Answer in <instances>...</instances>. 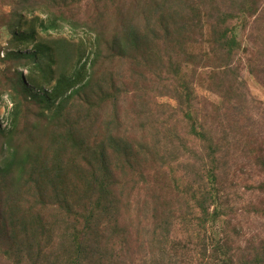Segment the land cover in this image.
Masks as SVG:
<instances>
[{
	"label": "rangeland",
	"instance_id": "rangeland-1",
	"mask_svg": "<svg viewBox=\"0 0 264 264\" xmlns=\"http://www.w3.org/2000/svg\"><path fill=\"white\" fill-rule=\"evenodd\" d=\"M89 2L0 0V264L263 262L264 0Z\"/></svg>",
	"mask_w": 264,
	"mask_h": 264
},
{
	"label": "trees",
	"instance_id": "trees-1",
	"mask_svg": "<svg viewBox=\"0 0 264 264\" xmlns=\"http://www.w3.org/2000/svg\"><path fill=\"white\" fill-rule=\"evenodd\" d=\"M85 0H80V3H84ZM86 1H90L88 6L89 9L91 7L94 9H98L100 11V9H105V10H109V9H114L116 11V7L117 4L123 3L126 4V2H130L131 5L130 7H128V9H130L131 7H134V9H137L139 11V15L140 16H144L145 14L152 17L148 19L150 20L149 23L146 25L147 28L151 29L153 28V30H156L154 25H152V23L156 22L158 18L163 19L165 22L168 23L169 27H173V33H177V22H176V15L173 14V11L176 12V9H178V6H171L169 8H167L166 5H161L159 6L158 2H170L171 3H176L177 1H181V0H86ZM80 4V5H81ZM103 5V8H101ZM81 7V6H80ZM79 8V6H78ZM127 8V7H125ZM123 8V9H125ZM122 9V10H123ZM132 9V8H131ZM132 11V10H131ZM44 24V25H43ZM42 24V29L44 32H51V31H56L59 29V21L55 20V21H51L50 24ZM168 27V29H169ZM234 39L235 38H231L229 39L227 37L226 34H224V36L221 38V40L224 43V46H228L229 50H232L233 46L231 45L232 43H234ZM92 49L94 50V48L92 47ZM92 53L89 56L88 54H84L82 56L79 57L77 66L75 68V70L73 71V73L65 78H61L60 82L51 89V92H44L45 96L48 98V100H53L54 102H56L57 94H60L59 97L63 98V97H72L75 93L79 94L80 89L84 90V88H87V84L85 86H82V83L85 81V83H88V79H92V75H91V70H89V65H90V57H93L94 53ZM95 52V51H94ZM98 57V56H97ZM92 68V65L90 66ZM252 73V72H251ZM91 75V78H90ZM31 83L33 84L34 82L31 81ZM35 84V83H34ZM36 88H38L39 91H42L43 88L35 85ZM80 86L77 90L76 88ZM70 92V93H69ZM69 94V95H68ZM179 100L183 98V96H181V94H178ZM13 125H14V121H13ZM17 165V163H16ZM7 168H9V165H7ZM206 204H202V206H205ZM43 207L45 208L44 211L48 210L49 207L48 205H43ZM10 208V207H9ZM52 208V207H50ZM68 211L66 212H71L69 210V208H67ZM43 211V208L40 210V212ZM206 213V210L204 211ZM208 212V211H207ZM3 217V215H2ZM1 217V218H2ZM93 220V218H90V220H88V222L91 223V221ZM92 229V226H89V230ZM6 234V233H5ZM224 255H226L224 253ZM216 264V263H215ZM221 264H229L227 261L221 260ZM255 264H264L263 262H255Z\"/></svg>",
	"mask_w": 264,
	"mask_h": 264
}]
</instances>
